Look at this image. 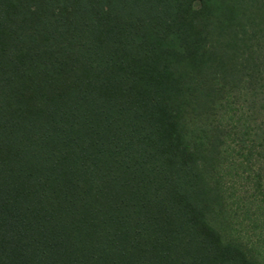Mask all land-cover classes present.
Segmentation results:
<instances>
[{
	"label": "trees",
	"instance_id": "1",
	"mask_svg": "<svg viewBox=\"0 0 264 264\" xmlns=\"http://www.w3.org/2000/svg\"><path fill=\"white\" fill-rule=\"evenodd\" d=\"M263 156L264 0H0V264H264Z\"/></svg>",
	"mask_w": 264,
	"mask_h": 264
},
{
	"label": "rangeland",
	"instance_id": "2",
	"mask_svg": "<svg viewBox=\"0 0 264 264\" xmlns=\"http://www.w3.org/2000/svg\"><path fill=\"white\" fill-rule=\"evenodd\" d=\"M227 171L223 186L232 235L251 244L264 262V156L247 172L232 166ZM256 175L260 176L258 189L253 181Z\"/></svg>",
	"mask_w": 264,
	"mask_h": 264
}]
</instances>
